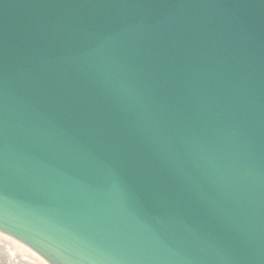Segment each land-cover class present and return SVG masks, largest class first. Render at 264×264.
I'll return each mask as SVG.
<instances>
[{
  "label": "water",
  "instance_id": "95a60500",
  "mask_svg": "<svg viewBox=\"0 0 264 264\" xmlns=\"http://www.w3.org/2000/svg\"><path fill=\"white\" fill-rule=\"evenodd\" d=\"M0 232L264 264V0H0Z\"/></svg>",
  "mask_w": 264,
  "mask_h": 264
},
{
  "label": "rangeland",
  "instance_id": "374dc122",
  "mask_svg": "<svg viewBox=\"0 0 264 264\" xmlns=\"http://www.w3.org/2000/svg\"><path fill=\"white\" fill-rule=\"evenodd\" d=\"M0 264L46 263L32 251H29L23 244L0 232Z\"/></svg>",
  "mask_w": 264,
  "mask_h": 264
},
{
  "label": "bare ground",
  "instance_id": "6f19581e",
  "mask_svg": "<svg viewBox=\"0 0 264 264\" xmlns=\"http://www.w3.org/2000/svg\"><path fill=\"white\" fill-rule=\"evenodd\" d=\"M7 236V235H6ZM10 237V236H9ZM13 239V238H12ZM17 241V240H16ZM19 242V241H18ZM20 243V242H19ZM22 244V243H21ZM24 245V244H23ZM29 251H32L34 254H36L37 256H39L41 259H43L39 254H37L35 251H33L32 249H30L29 247H27L26 245H24ZM44 260V259H43ZM46 264H49L46 260H44ZM42 262V261H41Z\"/></svg>",
  "mask_w": 264,
  "mask_h": 264
}]
</instances>
